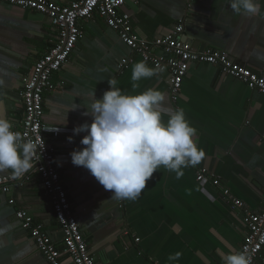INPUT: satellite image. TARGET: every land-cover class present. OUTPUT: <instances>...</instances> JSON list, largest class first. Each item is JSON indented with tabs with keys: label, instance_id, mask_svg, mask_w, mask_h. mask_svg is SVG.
<instances>
[{
	"label": "crops",
	"instance_id": "obj_1",
	"mask_svg": "<svg viewBox=\"0 0 264 264\" xmlns=\"http://www.w3.org/2000/svg\"><path fill=\"white\" fill-rule=\"evenodd\" d=\"M121 12L130 16L134 33L142 40L153 41L183 25L181 38L192 51L218 50L253 73L264 70V17L237 14L230 0H126ZM79 28L82 36L69 61L52 76L55 88L43 95V133L55 146L56 169L94 264H224V255L239 251L246 230L241 211L231 209L211 180L218 179L249 210L263 209L264 95L222 75L217 66L191 63L172 104L166 74L142 79L133 88L132 68L141 59L101 18L94 14ZM55 43L45 16L0 3V118L12 121L13 129L23 119L20 93L36 62ZM155 55L166 59L158 50ZM124 59L133 63L120 71ZM112 78L127 95L148 88L163 92L162 119H169L168 109H183L196 129L194 140L204 151L201 162L183 168L179 178L158 168L134 201L112 199L111 191L87 169L73 165L70 157L74 149L84 147L80 141L86 133L73 135V128L92 122L85 115L91 93L95 90L96 98H102ZM199 170L206 171L202 183L196 181ZM3 177L12 178L11 169L0 171ZM17 210L28 212L62 249L63 235L50 197L39 177L29 172L22 186L15 181L8 195H0V228L7 229L0 236V264H48L21 228ZM177 252L179 260L169 261L168 256ZM61 264L72 261L63 255ZM254 264H264V250Z\"/></svg>",
	"mask_w": 264,
	"mask_h": 264
},
{
	"label": "built area",
	"instance_id": "obj_2",
	"mask_svg": "<svg viewBox=\"0 0 264 264\" xmlns=\"http://www.w3.org/2000/svg\"><path fill=\"white\" fill-rule=\"evenodd\" d=\"M125 2L126 0H69L59 5L48 0H0V3L8 6L19 7L45 16L51 23L52 31L55 32L54 47L36 62L29 81L20 93L23 119L21 126L13 129L19 131L23 139H32L41 150L43 148L41 152H37L32 162L34 166L29 172L39 177L45 193L50 197L52 213L63 235L62 249L56 247L42 225L35 223L28 212L17 210L15 216L48 264H61L63 255L67 256L72 264H94V259L88 251L77 222L74 208L56 169L55 146L45 138L43 133V95L55 88L52 82L53 74L69 61L71 53L81 38L82 32L79 28L81 21L91 18L94 14L97 15L109 29L116 32L120 41L141 61L146 60L147 64L153 68L157 65L161 66L164 70L160 73L166 74L172 104H176L179 98L183 78L191 63L217 66L222 75L236 79L249 90L264 95V70L253 73L234 62L226 53L218 50L210 49L201 53L192 51L190 45L181 38L184 31L183 25L175 26L171 32L153 41L140 39L133 31L130 16L121 12ZM157 50L163 53L166 59L155 55ZM132 63V59H124L118 69L126 70ZM57 137L58 132H54L53 138ZM27 174L19 179L0 178V195H8L15 181L18 186H22ZM205 174V170H199L196 181L202 183L207 180ZM211 186L219 189L220 196L224 201L229 202L232 210L241 211L246 233L239 251L246 252L251 259V264H254L260 252L264 250V207L259 212L249 210L243 202L235 199L218 179H212ZM8 204L14 205V200L9 199Z\"/></svg>",
	"mask_w": 264,
	"mask_h": 264
},
{
	"label": "clouds",
	"instance_id": "obj_3",
	"mask_svg": "<svg viewBox=\"0 0 264 264\" xmlns=\"http://www.w3.org/2000/svg\"><path fill=\"white\" fill-rule=\"evenodd\" d=\"M262 2L230 0V7L246 17H264ZM163 70L159 65L149 67L146 60L135 63L133 88L138 87L136 82ZM108 84L102 98H96L95 90L91 93L92 103L85 115H90L92 122L73 128V135L86 133L80 141L84 147L74 149L70 157L73 165L87 169L105 190L111 191L112 199L136 200L161 166L179 178L183 168L201 162L204 151L198 148L194 140L196 129L183 109H168L169 119H162L163 92L148 88L137 95H127L117 87L115 78L109 79ZM13 128L12 121L0 118V171L11 169L12 178L19 179L31 170L37 152L43 148L32 139H23ZM68 140L72 142L73 137ZM6 230L0 228V236ZM180 255L170 254L168 260L178 261ZM222 260L224 264H251L244 251H231Z\"/></svg>",
	"mask_w": 264,
	"mask_h": 264
}]
</instances>
